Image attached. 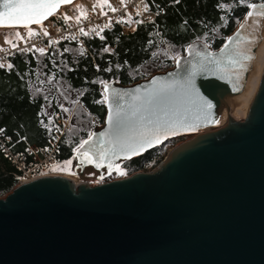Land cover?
<instances>
[{
	"label": "water",
	"instance_id": "95a60500",
	"mask_svg": "<svg viewBox=\"0 0 264 264\" xmlns=\"http://www.w3.org/2000/svg\"><path fill=\"white\" fill-rule=\"evenodd\" d=\"M75 1L62 4L55 12ZM251 10L247 9L216 49L197 39L164 71L126 85L107 81L108 89L100 84L102 99L105 92L109 99L104 103L103 122L83 139L90 143L81 151L92 149L93 162L81 164L75 151L79 145L74 149L80 172L92 168L100 179L168 140L188 138L175 144L148 171L95 185H75L64 175L18 183L0 198V264H264V72L246 117L233 114L238 105L249 101L264 41L249 73L243 76L240 92L231 90L227 78H219L222 73L198 72L195 76V88L212 101L213 118L219 124L205 119L204 113L196 118L193 109L186 121L169 126L174 131L167 138L133 153L110 143L114 136L107 119L116 109L113 91L130 94L120 103L126 111H133V95L144 97L160 86L153 85V79H185L189 62L199 67L202 57L198 52L219 57L228 37L237 31L245 34L240 24L253 22L246 19ZM7 28L13 27L0 26ZM180 95L184 96L183 90ZM191 99H196L194 93ZM185 103H189L187 98ZM98 145L107 151L103 161ZM97 163L102 166L96 167Z\"/></svg>",
	"mask_w": 264,
	"mask_h": 264
},
{
	"label": "trees",
	"instance_id": "16d2710c",
	"mask_svg": "<svg viewBox=\"0 0 264 264\" xmlns=\"http://www.w3.org/2000/svg\"><path fill=\"white\" fill-rule=\"evenodd\" d=\"M148 1L156 11L153 22H134L127 34L119 28L104 32L103 39L89 40L88 56L82 55L75 43L61 42L62 54L57 49L17 54L10 59L11 69L0 67V129L13 141L12 151L47 145L53 136L54 115L66 117L63 106L68 110L75 106L48 169L66 162L90 130L103 122L105 106L97 103L103 100L100 81L116 80L126 85L164 71L173 65L174 55L197 39L216 49L237 27L247 3L264 0H245L244 4L238 0ZM220 3L230 8L221 9L217 6ZM108 68L111 71H105ZM172 141L127 160L123 166L132 171L152 169L165 157L166 146ZM20 176L21 171L0 146V196L10 192Z\"/></svg>",
	"mask_w": 264,
	"mask_h": 264
},
{
	"label": "snow or ice",
	"instance_id": "6c2138e0",
	"mask_svg": "<svg viewBox=\"0 0 264 264\" xmlns=\"http://www.w3.org/2000/svg\"><path fill=\"white\" fill-rule=\"evenodd\" d=\"M69 2L70 0H0L3 9L0 10V26L13 28L23 26L29 29V36L36 35L37 33L33 32L29 26L31 24L41 25L43 20L53 15L55 10L62 4ZM174 2L179 3L180 0H174ZM238 2L244 4L245 0H238ZM121 3L124 4V0H121ZM217 6L221 9L230 8L228 4L223 3ZM247 7L252 10L247 12L246 19L252 18L253 22L240 24V29L244 30L245 34L242 35L241 31H237L233 37H228L227 43L220 50L221 55L219 57L209 51L196 53V55L202 57L201 61H199V67L189 62V65L185 67V79L170 82L161 81L159 78L153 79L152 84H159L160 86L147 96L133 95L131 97L133 104L130 107L134 110L131 112L126 111L125 106L120 103L125 96L130 94L113 91L112 95L116 98V109L109 112L107 119L109 128L114 136V140L110 143H113L114 147L119 145L122 149L127 148L133 153H139L142 149L152 147L154 143L161 140V137L167 138L169 132L174 131V129L169 127L171 124L179 123L181 120L186 121L188 113L193 111V109L196 110V118L200 117V113H204L205 119H212L214 123L219 124V119L213 118L212 114V109L215 106L211 100L205 99L199 94L194 85V78L198 72L202 75H215L219 72L223 74L219 78H227V82L231 84L233 92L242 90L244 87L243 76L249 73L256 59L259 44L264 41V26H262L264 25V20L261 19L264 18V3H247ZM257 9L261 10L258 11ZM111 10L117 11L115 7H111ZM137 14L139 15V13ZM65 19L70 20L72 17L65 16ZM76 19L79 22V17H76ZM135 22L144 23L142 20ZM127 23L131 25L133 21L129 20ZM107 26L109 25H105V27ZM214 30L218 31V29ZM80 32L87 35L83 28L80 29ZM16 35L19 36V32ZM44 35H48V33L45 32ZM101 38L103 39V37ZM7 42L11 43V40L9 39ZM52 43H56V41H52ZM15 46L13 45V47ZM204 47L206 49L207 45ZM254 49L256 51H253ZM36 51L43 54L45 49L38 48ZM104 51L107 52L109 49L104 48ZM4 66L0 64V67ZM7 67L11 69L13 66L8 64ZM105 71H111V68L105 69ZM100 83L104 84L105 89L109 88L106 82L100 81ZM181 90L184 92L183 97L180 95ZM135 91L139 93L140 89L137 88ZM192 93L195 94V100L191 99ZM185 98L188 99L189 103H185ZM108 99L109 94L105 92L104 99L97 101V103H105ZM109 108L112 109L111 103ZM63 110L68 111V109ZM45 127L48 126L45 125ZM0 132H3V129H0ZM89 143V140H84L75 149L81 164L86 160L89 163L93 162L92 149L81 151ZM97 151L99 159L103 161L107 156V151L100 145L97 146ZM71 163V160L67 161L66 166L71 165ZM101 166L100 163L96 164V167ZM121 174L124 173L121 172Z\"/></svg>",
	"mask_w": 264,
	"mask_h": 264
},
{
	"label": "built area",
	"instance_id": "2783aa9c",
	"mask_svg": "<svg viewBox=\"0 0 264 264\" xmlns=\"http://www.w3.org/2000/svg\"><path fill=\"white\" fill-rule=\"evenodd\" d=\"M111 7H115L117 11H112ZM62 9L64 10L62 11ZM155 15L156 11L148 0H124V4L121 3V0H114L113 4L110 2L102 4L101 7L94 6L85 15H77L69 6H63L44 20L41 25L29 26L33 32L37 33L36 35L29 36V29L25 27L0 29L5 32V35L2 36L3 42H0V64L5 65L1 68H8L10 59L15 55L34 53L38 48L57 49L59 54H62L63 51L59 48L61 42L75 43L82 55L88 56L90 55L89 40L99 38L104 32L112 31L115 28H119L121 32L127 34L135 21L153 22ZM65 16L72 17V19L66 20ZM76 17H79V22ZM129 20L133 21L131 25L127 23ZM105 25L109 26L105 27ZM81 28L87 35L80 32ZM11 30H13L12 34L9 33ZM17 32H19V36L16 35ZM45 32L48 35H44ZM9 39L11 43L7 42ZM52 41H56V43H52ZM13 45L16 46L13 47ZM69 119L70 115L64 117L56 113L52 118L53 136L48 144L43 147L27 145L22 152L18 153L11 149L10 144L13 141L0 132L2 151L21 171L19 183L50 175L44 171L55 161L59 142L64 131L68 128ZM82 183L90 185L89 180Z\"/></svg>",
	"mask_w": 264,
	"mask_h": 264
},
{
	"label": "rangeland",
	"instance_id": "374dc122",
	"mask_svg": "<svg viewBox=\"0 0 264 264\" xmlns=\"http://www.w3.org/2000/svg\"><path fill=\"white\" fill-rule=\"evenodd\" d=\"M112 3L114 2V0H76L74 3H72L71 5H68L77 15H85L88 11H90L94 6L97 7H101L102 4H106V3ZM64 9H62L63 11ZM60 11V12H62ZM9 33H13V30H11ZM5 35L4 30H0V42L2 43V36ZM177 55L173 56V62L174 59L176 58ZM76 107L74 106L71 110L68 111H64V115L72 117L73 111ZM63 109H68L66 106H63ZM188 136H182V138H176L173 139V141L171 143H169L166 146V150H165V155L167 154V152L177 143L187 139ZM71 160L72 163L71 165H67L66 166V162ZM69 160H67L66 162L59 164V165H54L51 168H47L45 169L44 172L50 174V175H65V176H71V178L73 179V181L78 185L80 183H82L83 181H90V185H95L98 184L100 182H105L111 179H116V178H121V177H125L128 176L129 174L136 172V171H140V170H136V171H132V169L129 166H123L125 165L126 161L121 163L117 168H119V170L115 169L113 172H111L110 174L113 175H105L102 176V178L98 179L96 178L99 173L96 170H93L92 168H85L82 172H80L79 168H76V162L74 160L73 157H71ZM123 166V167H122ZM76 168V169H75ZM154 168V167H153ZM69 169H71V171H69ZM125 169V171H127L126 173L123 172V170ZM76 170V171H75ZM151 170V169H150ZM142 171H146V170H142ZM121 172H123L124 174H121ZM6 194L0 196V198H3Z\"/></svg>",
	"mask_w": 264,
	"mask_h": 264
},
{
	"label": "bare ground",
	"instance_id": "6f19581e",
	"mask_svg": "<svg viewBox=\"0 0 264 264\" xmlns=\"http://www.w3.org/2000/svg\"><path fill=\"white\" fill-rule=\"evenodd\" d=\"M263 72H264V53H261V54H259V57H258V62H257V75H256V80H255V84H254V88L252 90L251 96H250L248 102L241 103L240 105H238L235 108V110L233 111V114L235 115L236 118L237 117H246L247 112H248V108H249V105H250V102H251L252 98L254 97V95H255V93H256V91L258 89V86H259V83H260V80H261V77H262ZM215 127H219V126H215ZM65 177H67L71 181H73V179L71 178V176H65ZM75 185H77V184L75 183Z\"/></svg>",
	"mask_w": 264,
	"mask_h": 264
}]
</instances>
